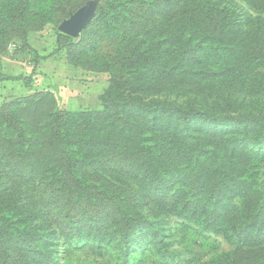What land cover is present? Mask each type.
Instances as JSON below:
<instances>
[{
  "label": "rangeland",
  "instance_id": "1",
  "mask_svg": "<svg viewBox=\"0 0 264 264\" xmlns=\"http://www.w3.org/2000/svg\"><path fill=\"white\" fill-rule=\"evenodd\" d=\"M121 1L125 15L118 24L127 37L114 40L115 23L95 22L99 0L67 16L57 9L60 2L49 5L52 15L42 26V17L29 14L0 17V212L12 222L27 218L17 225L27 227L26 240L0 241V264H264V126L193 121L181 131L192 158L168 153L157 170L143 168L136 158L113 156L102 144L78 145L84 172L83 187L75 192L59 183L52 161L41 159L48 149L22 154L30 144L40 146L36 139L47 134L54 115L103 112L105 96L118 89L113 73L125 70L121 63L150 25L146 42L158 53L167 47L156 43L173 31L181 13L167 18L166 12L178 7L189 31L207 13L228 15L230 23L218 33L196 36L180 61L181 51L170 41L166 77L154 67L134 72V94L150 82L185 106L219 115L264 113V0ZM9 2H0L2 13L14 10ZM82 8L93 14L71 35L74 46L58 51L61 24ZM126 42L123 50L111 51ZM115 52L113 66L105 69ZM19 76L31 77L30 85ZM9 116L17 124L9 125ZM132 117L141 118L142 111ZM17 125L26 145L11 143Z\"/></svg>",
  "mask_w": 264,
  "mask_h": 264
},
{
  "label": "trees",
  "instance_id": "2",
  "mask_svg": "<svg viewBox=\"0 0 264 264\" xmlns=\"http://www.w3.org/2000/svg\"><path fill=\"white\" fill-rule=\"evenodd\" d=\"M3 1L0 0L1 3ZM88 1L10 0V7L14 10H11L7 14L0 11V17H3V21L19 20L23 19L25 14H29L32 17H42L43 20L40 25L42 26L45 25L46 20L51 18L52 12L48 8L49 5L53 7V5L60 2L57 9L62 16H67ZM139 1L142 3L144 0ZM132 3L136 2L132 1ZM15 10L16 12H14ZM166 13L168 14L167 18L181 13V16L171 24V28L174 27L171 34L165 36L163 40H157L156 45H166L167 47L158 53L155 50L154 43L146 42L144 36L150 34L151 29L154 27L153 25L148 26L146 32L142 34V41L133 50V54L126 57L125 61L121 63V66L126 67L125 70L113 73L118 89L104 98L103 112H105V118H102V122H98V119L101 118L100 116L103 112H61L54 115L49 121L47 134L36 139V142L40 146L34 147L30 144L28 150L22 151V154L27 157L30 152L32 155H37L39 152L48 149L49 151L43 152L44 154L41 156V159L49 162L52 161L51 170L56 174L59 183L70 187L72 192L80 191L83 187L80 186L83 184L80 176L84 171L79 169V164L83 162L81 155L76 154L77 152L75 151V147L78 145H83L84 143H86V146L102 144L106 146L102 148H109L113 156L122 159L136 158V161L143 168H155L157 170L159 158L163 155L167 157L168 153L172 152L173 155H178V158L182 154H187L188 159L192 158L191 155L194 153V150L192 149L187 152L189 144L183 142L185 137L181 135L183 133L181 131L183 128H185V131L189 130L192 127L193 121L203 122L208 125L219 123L232 124L238 128L245 127L246 129L252 126H264V113L241 112L219 115L215 112L195 108L190 105L185 106L178 99L171 100L169 97L170 93H161V89L157 88L156 84H149L150 82H145L144 90L134 94L137 91L133 88L135 83L134 72L142 73L144 70L154 67L155 72L166 77V67L170 61L169 57L173 53V49L168 47L170 41L173 42V47H176L177 51H181L180 61L191 47L196 36L202 35L203 37H207L204 34L205 32H210L211 34L218 33L230 23L228 15L221 17L219 13H207L201 16L198 21L196 20L197 22L194 25L197 27L189 31L187 28L188 19L181 7L174 8ZM124 15V3L121 0H99L95 22L108 19L110 22L115 23L110 29L113 40L119 36L125 38L127 37V32L120 30L121 23L118 24L120 17ZM199 25L203 27L200 28ZM134 27L136 26H132L131 29L133 30ZM56 43L58 51L70 49L74 46L73 37L64 32H58ZM127 43H123L122 46H117L116 48L112 47L111 51L123 50ZM117 54L118 52H115L109 57L106 61L105 69L113 66ZM39 57L41 56L36 55V61H38ZM17 79H22L26 85H30L32 78L19 76ZM137 109L142 111L141 118L132 117ZM11 124L17 123L11 121L9 125ZM174 124L175 126H173ZM71 125L73 130L71 129ZM179 125L181 128H179ZM12 128L16 129V135L11 143L16 146L20 144L26 145V140L22 138L23 134L20 131L19 125ZM192 137L195 136L191 134L186 135V138ZM40 139L41 142H39ZM226 141L229 143L228 139ZM216 146L218 150H225V147L219 143ZM38 148L43 149L41 151L36 150ZM217 149H215L216 152L218 151ZM17 207L16 203L10 209H16ZM32 216L34 215L32 214ZM25 223H27V218H17L12 222L8 214L0 212V241L11 239L12 237L24 239L27 234V227L17 225ZM35 228L37 226H34L33 229L35 230ZM225 228L223 225L220 226L221 231L225 232ZM125 238L127 237L125 236ZM30 243L29 246L31 245L32 248H36L32 244V241Z\"/></svg>",
  "mask_w": 264,
  "mask_h": 264
},
{
  "label": "water",
  "instance_id": "3",
  "mask_svg": "<svg viewBox=\"0 0 264 264\" xmlns=\"http://www.w3.org/2000/svg\"><path fill=\"white\" fill-rule=\"evenodd\" d=\"M93 14L91 8H82L61 24V31L75 36L85 26L86 19Z\"/></svg>",
  "mask_w": 264,
  "mask_h": 264
}]
</instances>
